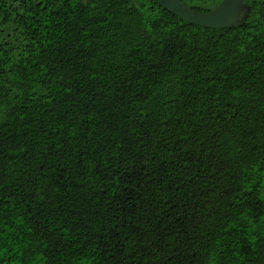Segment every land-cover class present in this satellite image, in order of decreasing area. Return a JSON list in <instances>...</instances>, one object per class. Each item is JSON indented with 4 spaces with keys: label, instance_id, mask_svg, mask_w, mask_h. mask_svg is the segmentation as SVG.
<instances>
[{
    "label": "trees",
    "instance_id": "16d2710c",
    "mask_svg": "<svg viewBox=\"0 0 264 264\" xmlns=\"http://www.w3.org/2000/svg\"><path fill=\"white\" fill-rule=\"evenodd\" d=\"M246 1L207 28L159 0H0V264H264Z\"/></svg>",
    "mask_w": 264,
    "mask_h": 264
},
{
    "label": "water",
    "instance_id": "95a60500",
    "mask_svg": "<svg viewBox=\"0 0 264 264\" xmlns=\"http://www.w3.org/2000/svg\"><path fill=\"white\" fill-rule=\"evenodd\" d=\"M159 1L185 21L207 28H232L244 24L253 10L246 0H221L214 9L208 11L195 10L183 0Z\"/></svg>",
    "mask_w": 264,
    "mask_h": 264
}]
</instances>
